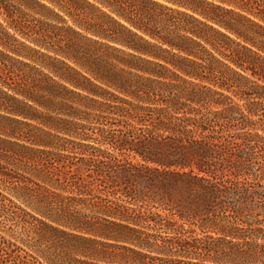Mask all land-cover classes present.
<instances>
[{
  "label": "trees",
  "instance_id": "16d2710c",
  "mask_svg": "<svg viewBox=\"0 0 264 264\" xmlns=\"http://www.w3.org/2000/svg\"><path fill=\"white\" fill-rule=\"evenodd\" d=\"M0 264H264V0H0Z\"/></svg>",
  "mask_w": 264,
  "mask_h": 264
},
{
  "label": "rangeland",
  "instance_id": "374dc122",
  "mask_svg": "<svg viewBox=\"0 0 264 264\" xmlns=\"http://www.w3.org/2000/svg\"><path fill=\"white\" fill-rule=\"evenodd\" d=\"M262 153H263V150L261 151ZM135 160L134 159H132V162H134ZM173 219L174 220H176V217L175 216H173ZM178 225H180L179 224V222L178 223H175L171 228H173L172 230H177L176 232H182V228L181 227H179ZM183 228L184 229H195L194 227H191V226H189L188 224H184L183 225ZM151 233H153V234H155V235H159V236H161V238L164 240L165 239V242H164V244L166 245V246H171V247H173V249L172 250H177L178 248H179V245H177V241L173 238L174 237V234L173 233H171V232H167V233H164L162 230H152L151 231ZM199 231L198 230H196V232H194L193 234H191V233H187L186 235H191V236H197V235H199ZM164 236H166V237H164ZM158 237V236H157ZM158 243L159 244H161L162 242L159 240L158 241ZM170 257H173V258H176L177 256H170Z\"/></svg>",
  "mask_w": 264,
  "mask_h": 264
}]
</instances>
